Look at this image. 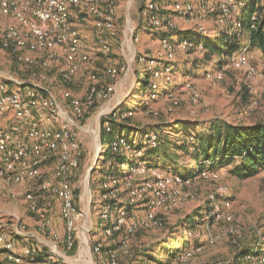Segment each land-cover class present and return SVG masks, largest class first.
<instances>
[{
  "label": "rangeland",
  "instance_id": "obj_1",
  "mask_svg": "<svg viewBox=\"0 0 264 264\" xmlns=\"http://www.w3.org/2000/svg\"><path fill=\"white\" fill-rule=\"evenodd\" d=\"M156 1L161 15L175 19L176 30L148 29L142 23V10L147 0H121L117 8L116 34L110 38L111 46L108 51H104L101 47V40L107 32L96 27L93 16H89L86 24L81 27L82 37L92 56L86 75L83 77L79 75L73 84L64 85L57 80V68L54 65L50 73L47 85L59 97L65 89H70L76 95L84 97L94 83L90 78L93 73H103L108 67H118L122 64L124 54L128 53V50L122 46L126 22L128 21L131 28L135 29L138 39L132 44L134 61H131L126 74L124 72L120 74L121 80L117 83L116 93L112 99L87 110L88 116L86 113L79 116L71 112L73 120L78 124L76 130L82 150L81 164L74 172L72 183L81 209H88L89 205H92L86 221L90 231L87 241L90 239L91 243L92 240L101 238L107 247L115 248L119 245L120 234L109 239H105L102 234L104 220L101 218L100 196L102 178L108 174L107 170L103 171L106 168L103 164L104 150L108 147V144L105 148L103 146V124L106 119L118 118L117 122H127L130 126L121 123L117 133L129 134L131 140L145 146L144 150L149 147L145 142L148 141L149 136L152 134L158 136L159 147L156 151L158 156L157 154L154 156L165 161V165L156 159L153 166L161 168L163 175L180 172L189 173L192 177L189 187L192 197L179 204L168 202L166 206H159L156 209V217L160 225L150 229H139L131 240V254L121 256L119 264H143L149 260L158 263L167 262L174 255L171 250H176L175 248L185 249L183 252L192 251L191 264H213L216 261L224 264H264L259 258L264 247V170L251 177H241L232 164L218 169H207L203 173L198 168L205 159L201 156L199 159L203 160L200 162L196 158V153L200 154L198 136L208 131L211 122L220 120L247 125L264 121V52L258 48L242 50L250 57L252 66L257 69L254 78L249 79L243 69L233 68L228 60L222 65L224 79L212 81L207 77V73L219 67V61L216 59H222V56L214 55L211 60L204 63L203 54L193 47L183 48L179 43V36L180 32L200 31L205 33L202 36L209 38L231 29V20L223 23L217 15L219 0L208 2L207 5L215 9L213 12H200V3L197 0H190L196 10L193 15L195 18L190 20L183 15L179 16L176 8L177 4L184 5L187 0ZM260 9V16L264 19V10L262 11L264 0L260 2ZM242 13L233 10L232 15L241 16ZM176 31L178 32L174 43L175 56L170 61L163 59L165 61L162 63V72L156 77L154 71L160 66L154 62H159L160 59L158 50L161 39L167 38L172 41ZM240 43L248 45L249 40ZM139 56L144 57L145 61H139ZM0 69L14 74L21 80L39 81V68L19 65L8 55H3L0 59ZM142 74H149L150 79L153 80L152 87H148L145 91L140 87L142 76H145ZM100 82L102 83L99 84L104 85L114 83L116 80L104 78ZM166 86L172 91L171 97L164 89ZM193 90L200 95L197 102L191 99ZM130 104H133V109L125 113L124 117L127 119L118 117L120 109ZM42 109L47 111L44 105ZM102 111H106L107 114H102ZM185 144L187 147L182 148L181 146ZM125 154L129 156V160L136 158V154L132 151H127ZM150 158L153 160L154 157ZM57 163V158L47 162L44 172H51ZM126 165L128 166V163ZM153 166L149 165L150 168H154ZM213 172H217L219 177L214 178ZM150 176V172L136 175L133 186L142 185ZM151 178L149 179L152 180ZM39 182L40 178H36L28 183L13 186L0 177V210L7 222L11 221L14 214H18L22 219L23 214H28L35 217L38 222L42 220L40 213L29 212L24 201V195L28 191L38 194ZM221 185L227 186L228 193L223 195L219 193ZM117 187L118 199L112 200L116 206L120 204L119 202H127L130 188L124 180H120ZM14 192L17 194L15 197H13ZM150 193L149 191L134 207L135 219L146 217V205ZM44 195L53 199V205L47 212L52 219L51 230L40 232L37 225L31 229L27 223L25 224L28 229L37 232L41 239L51 241V231L64 235L66 228L60 216L58 199ZM212 197L219 202L227 198L232 200L230 218L219 222L212 220L206 224L210 211L208 203ZM39 199L42 201L43 197ZM21 203L25 206V212L17 213L16 209H20ZM94 204L96 207H93ZM77 238L79 240L82 238L81 232ZM31 239L36 240L35 237ZM30 243L34 242L30 241ZM76 244L77 247L73 250H67L65 246L60 245L57 249L69 260H73L81 257L78 255V242ZM258 244L260 246L257 248ZM40 245L44 247L45 253L49 251L44 243ZM251 249L259 251V254H247L246 252ZM81 254L84 258H80L79 264H91V256L95 264H100L94 255L90 256L88 253L87 256L86 249ZM248 255L254 257L247 258Z\"/></svg>",
  "mask_w": 264,
  "mask_h": 264
},
{
  "label": "built area",
  "instance_id": "obj_2",
  "mask_svg": "<svg viewBox=\"0 0 264 264\" xmlns=\"http://www.w3.org/2000/svg\"><path fill=\"white\" fill-rule=\"evenodd\" d=\"M119 1L121 0H0V16L4 18V23H0V59L3 55H8L19 65L40 69L39 81L21 80L14 74L0 69V121L6 120L5 125L0 124V177L13 186L40 178L38 194L34 191L25 194L29 210L42 215L38 230L40 232L51 230L52 219L47 212L53 205V199L45 197L44 194L58 199L60 216L66 228L64 235L51 231V241L39 237V243L23 242L22 239L30 240L38 237V234L28 229L23 219L14 214L13 233L4 230V226L0 228V264H79L81 257L69 260L57 247L60 245L65 246L67 250H73L78 242V255L85 251L82 250L86 245L82 228L87 224L92 205H89L88 209H81L72 183L74 172L81 164L82 150L76 130L78 124L73 120L71 112L82 116L99 103L104 104L112 99L116 93L117 83L121 80L120 74L122 72L126 74L131 61H134L132 44L138 39L135 29L131 28L128 21L126 22L122 46L128 50V53L124 54L122 64L118 67H108L103 73H93L90 78L94 83L84 97L76 95L70 89H65L59 97L47 84L53 65L57 68V80L64 85L73 84L79 75L80 77L86 75L92 56L82 37L81 27L86 24L89 16L95 18V25L99 30L107 32L101 40L102 49L104 51L110 49V38L116 34L115 23ZM197 1L200 3V12L215 11L213 7L207 5L210 0ZM248 1L219 0L217 15L223 23L231 20L232 28H238V35L241 32V17L232 15V12L233 10L243 12ZM176 8L179 16L183 15L187 20L195 18L193 15L196 10L190 0L184 5L177 4ZM174 21L175 19L160 14L156 0H147L142 10V23L145 27L176 30L177 25ZM177 32L172 41L167 38L161 39L158 50L160 59L159 62H154L160 66L154 71L156 77L162 72L163 61H170L175 56L174 43ZM197 32L201 36L205 34ZM248 40L250 42V39ZM180 44L183 48L193 47L199 51L204 50L202 43L195 45L189 40H184ZM138 60L145 61V58L139 56ZM229 62L233 68L245 70V75L249 79L257 75V69L252 66L250 57L243 51L233 54ZM207 77L212 81L223 80L222 67L208 72ZM104 78L116 82L99 84ZM199 97V93L193 90L192 101L197 102ZM42 105L46 106V112L43 111ZM102 114L107 112L102 111ZM109 120L110 118L104 120L106 132L112 131ZM158 141V136L152 134L145 142L150 147H156ZM112 148L114 151H124V153L132 151L136 154L135 160L138 165L125 172L122 179L111 174H106L102 178L100 193L101 218L104 220L102 234L105 239L120 234V239L118 247L115 248L107 247L101 238L92 240L91 243L89 241V251L100 264H119L121 256L130 255L131 240L137 231L160 225L156 217V209L159 206H166L168 202L179 204L192 197L189 188L191 175L177 173L163 175L161 168L154 166L150 168L142 161L144 150L133 149L122 135L116 136ZM53 158H57L58 163L51 172L45 173L44 167ZM210 164L209 160H203L199 164L201 165L199 171L205 173ZM148 172L152 180L148 178L142 185L133 186L136 175ZM212 176L219 177L217 172H213ZM120 180H124L130 188L127 202H119L120 204L116 206L112 200L118 199L117 185ZM149 191L151 196L147 197L146 217L137 220L134 207ZM219 193L222 195L228 193L227 186H219ZM16 195L14 192L13 197ZM40 197H43L42 201ZM93 207L96 205L94 204ZM208 207L210 211L206 224L212 220L223 221L230 218L232 200L227 198L219 202L212 197ZM80 232L82 238L79 240L77 236ZM40 243H44L49 248L47 253ZM259 246L258 244L257 248ZM261 252L259 258L264 262V247ZM42 255L44 259L40 261ZM248 257L253 258L254 255ZM60 259L62 261H59ZM192 259L193 252L185 251L167 262L158 263L149 260L143 264L179 262L191 264ZM213 264L224 263L216 261Z\"/></svg>",
  "mask_w": 264,
  "mask_h": 264
},
{
  "label": "trees",
  "instance_id": "obj_3",
  "mask_svg": "<svg viewBox=\"0 0 264 264\" xmlns=\"http://www.w3.org/2000/svg\"><path fill=\"white\" fill-rule=\"evenodd\" d=\"M261 1L262 0L248 1V5L243 10L240 18L242 24L240 35L237 34L238 28L236 27L222 31L221 34L219 33L209 38L199 35L198 32H180V43L184 40H189L195 45L202 43L204 45V50L200 52L203 54L202 58L204 59V63L205 61L211 60L214 55H217L218 57L222 56V59H216V61H219V67H222V65L227 62L233 54L239 53L245 48H258L264 52V19L260 16ZM263 10L264 9H262V11ZM253 25L255 26L253 27ZM242 35L244 36L241 38ZM248 39H250L248 45L240 43L241 41H248ZM142 77L140 87L142 91H145L148 87H152L153 80L150 79L149 74ZM164 89L168 91L167 94L172 95V91L169 90L167 86L164 87ZM132 109L133 104L123 107L120 109L118 117H124L125 113L132 111ZM88 114L89 112L86 113L87 116ZM123 119L126 120L127 118L124 117ZM117 120L118 118H111L109 120L112 126L111 132H106L103 124L102 133L104 148L106 144H108V147L104 150L103 164L106 165V168H104L103 171L107 170L106 173L116 175L122 179L125 172H128L132 167L138 165V162L135 159L129 160V156H127L124 151L113 150L112 142L116 139V136H124L133 149L144 150L145 146L135 143L131 140L129 134L117 133V128L121 123L130 126L127 122H117ZM211 123L212 124L207 132L199 134L198 137L200 139V144L198 148L200 154L196 153L197 159L202 156L204 157L203 159L211 162L210 166L207 167L208 169H218L221 166L234 164L236 173L241 177H251L258 174L261 170H264V121L247 125L231 124L220 120ZM126 128L128 129V127ZM158 147V145L156 147L149 146L145 149L142 161L153 166L157 159L158 162L165 165V161L161 160V158H155L154 156L157 154L156 151L158 150ZM181 147L186 148L187 145L185 144ZM150 157H154L153 160ZM203 159H199V161ZM236 161L238 162L235 164ZM127 163L128 166L126 165ZM123 164H125V166H123ZM177 174L185 176L190 175L189 173L180 172ZM175 249L176 250H171L174 254L172 255L171 260L185 250L183 248ZM246 253L258 255L259 251L251 249ZM43 259L44 256L42 255L39 260L43 261ZM163 262L164 261H160V263Z\"/></svg>",
  "mask_w": 264,
  "mask_h": 264
},
{
  "label": "crops",
  "instance_id": "obj_4",
  "mask_svg": "<svg viewBox=\"0 0 264 264\" xmlns=\"http://www.w3.org/2000/svg\"><path fill=\"white\" fill-rule=\"evenodd\" d=\"M0 23H4V18L2 16H0ZM5 123H6V120L5 119L4 120L2 119L0 121V124H2V125H5ZM24 201H25V203H27V207H28V202L25 199V195H24ZM24 208H25V206L21 203L20 204V209L19 210L16 209V212L17 213H19L20 211L25 212ZM29 212H30V210H29ZM1 213H2V210H0V228L2 226H4V230L8 231L9 233H13L14 217L11 218V221L10 222H7V220L4 218L5 216L3 214H1ZM22 217H23V221L25 223H27L28 227L31 228V229L34 228L36 225L38 226V224L40 223V221L39 222L36 221V218L35 217H32L31 215H28V214H25L24 215L23 214ZM38 238H39V236L36 237V240H32V239L31 240L22 239L21 241H23V242H27V241L30 242L31 241V242L36 243V241L39 240ZM86 244H88L87 239H86Z\"/></svg>",
  "mask_w": 264,
  "mask_h": 264
},
{
  "label": "bare ground",
  "instance_id": "obj_5",
  "mask_svg": "<svg viewBox=\"0 0 264 264\" xmlns=\"http://www.w3.org/2000/svg\"><path fill=\"white\" fill-rule=\"evenodd\" d=\"M240 17H241V16H240ZM88 230H89V228H88L87 224L84 225L83 228H82V232L84 233V242H85V239H88V237H89ZM86 237H87V238H86ZM88 243H89V240H88ZM85 249H86V251H87V256H88V253H89L90 256H91V253H90V251H89L88 244H86L85 246L82 247V250H85ZM80 255H81V258H84V257L82 256V254H80ZM88 264H89V263H88ZM91 264H94V262L92 261V256H91Z\"/></svg>",
  "mask_w": 264,
  "mask_h": 264
}]
</instances>
